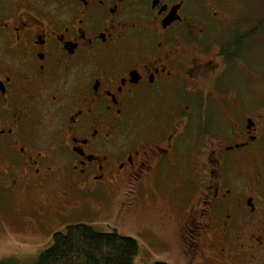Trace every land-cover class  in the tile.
Masks as SVG:
<instances>
[{
  "label": "flooded vegetation",
  "instance_id": "obj_1",
  "mask_svg": "<svg viewBox=\"0 0 264 264\" xmlns=\"http://www.w3.org/2000/svg\"><path fill=\"white\" fill-rule=\"evenodd\" d=\"M234 3L0 0V219L139 215L182 264H264V94L233 77L264 21Z\"/></svg>",
  "mask_w": 264,
  "mask_h": 264
},
{
  "label": "rangeland",
  "instance_id": "obj_2",
  "mask_svg": "<svg viewBox=\"0 0 264 264\" xmlns=\"http://www.w3.org/2000/svg\"><path fill=\"white\" fill-rule=\"evenodd\" d=\"M234 2L235 7L238 8V12H240L241 18H248L250 20L262 19V21H264V0H234ZM244 15L246 17H244ZM262 30L263 32H260L264 33V29ZM260 32H256L258 36L255 41H253L251 47H246L245 55L240 58V61H242L240 65H243V67L236 70L235 74H233V77L239 78L237 81L242 83V85L247 83H244L245 80L250 81V84L248 83L244 87L246 95L253 92L256 98L264 94V35H261ZM254 79H256L255 91H253L255 88L253 85ZM165 110L166 107L163 105L136 107L133 111L130 124L134 127L148 126L150 120L156 115L154 111L162 113L163 116L161 117V121H163L167 119L166 113H163ZM197 110H201V108L193 106L190 110L191 119L193 121L196 120V123H193V125L191 124L195 130L199 129L197 122L200 121L198 120L199 111ZM158 121H160V119ZM170 184H177V181L172 180ZM157 209H159V207L156 209L150 207V209L144 211V213L147 214L148 217H151L152 220L155 218L154 214ZM129 218L131 225L124 224L112 213L104 214L99 217H83L72 221H66L64 226L62 224L57 228L58 230L56 232L64 231L66 226L75 223L89 225L99 232L106 233L116 231L122 236L131 237L137 241L139 252L135 259V264H154L155 262L182 264L171 248L169 249L167 246L164 248L157 243V240H152L151 236L146 233L138 232V226L148 225L153 229L154 226H156L154 221H147L139 215H132ZM17 232L20 231L16 230L10 219L4 217L0 219V264H33L38 259L39 254L52 244V233L42 236L34 235L25 237ZM162 233L167 243H169V240L171 242L173 241V235L175 236L174 227H165L162 229ZM23 240L29 242V246H21V241Z\"/></svg>",
  "mask_w": 264,
  "mask_h": 264
},
{
  "label": "trees",
  "instance_id": "obj_3",
  "mask_svg": "<svg viewBox=\"0 0 264 264\" xmlns=\"http://www.w3.org/2000/svg\"><path fill=\"white\" fill-rule=\"evenodd\" d=\"M138 252L134 238L76 223L54 233L52 244L33 264H135Z\"/></svg>",
  "mask_w": 264,
  "mask_h": 264
}]
</instances>
